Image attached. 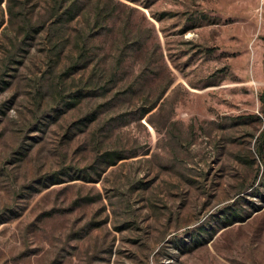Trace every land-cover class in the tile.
I'll list each match as a JSON object with an SVG mask.
<instances>
[{"label": "rangeland", "instance_id": "obj_1", "mask_svg": "<svg viewBox=\"0 0 264 264\" xmlns=\"http://www.w3.org/2000/svg\"><path fill=\"white\" fill-rule=\"evenodd\" d=\"M54 3L0 2V264H264V0Z\"/></svg>", "mask_w": 264, "mask_h": 264}, {"label": "trees", "instance_id": "obj_2", "mask_svg": "<svg viewBox=\"0 0 264 264\" xmlns=\"http://www.w3.org/2000/svg\"><path fill=\"white\" fill-rule=\"evenodd\" d=\"M54 1H55V3L53 4L54 16L56 18L55 19L56 23H59V22H63V21H73L74 19H76L79 16V13L84 11L87 2L92 1V0H54ZM0 2H1V0H0ZM63 9H64V13H63ZM65 16H67L68 18H66L64 20ZM28 36H29V33H28ZM87 42L88 41H86L84 47L81 48L80 54L77 58L78 61H81V60H84V58H87V53H88L87 47H86ZM85 60H87V59H85ZM103 69H104V72L107 70L104 67H102V70ZM97 72H99V70H97ZM95 73H96V71H95ZM95 75L96 74H93L91 76V78L93 79L95 77ZM115 76H117V75H115ZM90 83H92V84H89V85H92L94 87V89L93 90H92V88H90L89 90L87 89V92H84V89L82 91H78L77 93H75L73 95V100H72L73 102H69L68 105H74L78 101H81L84 97H95L96 94L94 91H95L96 85L93 83L92 80ZM87 87H91V86H87ZM95 120H97L96 113L92 114L91 116H87L85 119L81 120L79 123H76V125L88 126V124L90 122L95 121ZM263 137H264V134H263ZM259 153L261 154V156L264 157V144H262L259 147ZM101 156H102V158H99L97 163L102 161L103 163L106 164L105 168L110 167L111 165H115L121 159H123V154H121L118 150H111V151L107 150ZM98 174L100 175V173H98ZM55 181H59V180H55ZM16 214H17V212H16ZM234 215L235 214H231L232 218L228 221L229 223L235 222V219L233 218Z\"/></svg>", "mask_w": 264, "mask_h": 264}]
</instances>
